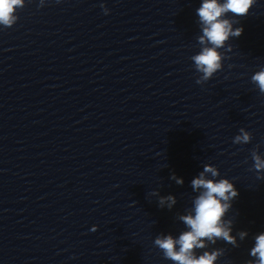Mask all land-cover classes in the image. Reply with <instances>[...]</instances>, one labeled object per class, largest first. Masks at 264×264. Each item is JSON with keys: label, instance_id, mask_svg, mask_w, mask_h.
<instances>
[{"label": "clouds", "instance_id": "obj_1", "mask_svg": "<svg viewBox=\"0 0 264 264\" xmlns=\"http://www.w3.org/2000/svg\"><path fill=\"white\" fill-rule=\"evenodd\" d=\"M60 0H57L59 3ZM257 0H201L200 7L196 9L199 18L201 35L197 37L201 45L200 51L191 57L196 72L200 73L197 84H204L215 73L223 68L224 53L220 50L227 48L231 51L232 45L228 43L232 38L242 35V26L234 27L239 23L238 18L247 16ZM40 7L44 0H40ZM25 7V0H0V25L4 28L12 27L18 20L17 10ZM101 7L105 14L109 9ZM231 14V15H229ZM251 82L264 94V67L251 76ZM252 133L244 128L233 138V144L245 145L252 141ZM260 145L251 150V159L254 162L252 169L257 173L258 179H264V155L259 153ZM220 177L219 169L212 164H205L203 170L191 180V188L197 195L192 199V206L186 214L180 215L186 230L178 237L173 234L157 235L153 241L165 260L172 264H217L218 259L224 255L225 249H209L222 240L233 247H239V240H244L248 233L237 232L233 235L234 220L226 218L232 208V201L239 193L234 183L228 178ZM178 185L184 183L182 178L171 176ZM151 195L159 196L158 192ZM173 195L159 196V206L171 209L176 204ZM254 246L250 249V259L246 264H264V232L254 237ZM198 250H203L198 254Z\"/></svg>", "mask_w": 264, "mask_h": 264}]
</instances>
